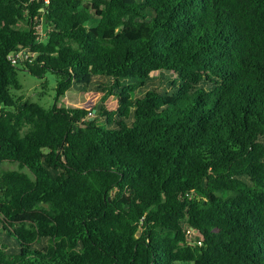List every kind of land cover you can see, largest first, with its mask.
I'll return each mask as SVG.
<instances>
[{
    "label": "trees",
    "instance_id": "obj_1",
    "mask_svg": "<svg viewBox=\"0 0 264 264\" xmlns=\"http://www.w3.org/2000/svg\"><path fill=\"white\" fill-rule=\"evenodd\" d=\"M5 163L0 264H264V0H0Z\"/></svg>",
    "mask_w": 264,
    "mask_h": 264
},
{
    "label": "rangeland",
    "instance_id": "obj_2",
    "mask_svg": "<svg viewBox=\"0 0 264 264\" xmlns=\"http://www.w3.org/2000/svg\"><path fill=\"white\" fill-rule=\"evenodd\" d=\"M86 2L90 0H85ZM19 82L21 84V89L18 92L19 96H24L29 98L34 102H38L46 108H50L54 105L56 100V86L57 80L55 76L48 74L46 79L39 80L34 77L27 75L24 72L19 73ZM43 89V91H41ZM42 92L43 94L40 95ZM86 97H81L78 93H67L64 97L59 99L58 105L63 108H75L83 106ZM115 99H110L107 106L109 109L115 107ZM6 170L18 171L17 165L5 163L0 166V172ZM189 240H194L197 237V232L194 230H189L188 233Z\"/></svg>",
    "mask_w": 264,
    "mask_h": 264
},
{
    "label": "built area",
    "instance_id": "obj_3",
    "mask_svg": "<svg viewBox=\"0 0 264 264\" xmlns=\"http://www.w3.org/2000/svg\"><path fill=\"white\" fill-rule=\"evenodd\" d=\"M23 52H18L17 54L15 55H11L9 56V60L12 61V63H17L18 59L22 58L23 57Z\"/></svg>",
    "mask_w": 264,
    "mask_h": 264
},
{
    "label": "water",
    "instance_id": "obj_4",
    "mask_svg": "<svg viewBox=\"0 0 264 264\" xmlns=\"http://www.w3.org/2000/svg\"><path fill=\"white\" fill-rule=\"evenodd\" d=\"M99 108H101V106L99 105Z\"/></svg>",
    "mask_w": 264,
    "mask_h": 264
}]
</instances>
